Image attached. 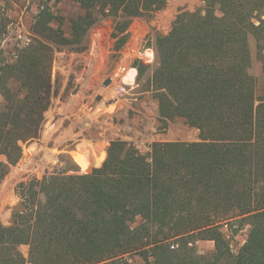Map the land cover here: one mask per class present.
<instances>
[{"label": "trees", "instance_id": "16d2710c", "mask_svg": "<svg viewBox=\"0 0 264 264\" xmlns=\"http://www.w3.org/2000/svg\"><path fill=\"white\" fill-rule=\"evenodd\" d=\"M72 1L81 13L68 35L51 26L48 8L34 31L75 52L88 49L102 18L114 19L112 38L122 47L133 20L168 2ZM200 1L156 36L157 67L148 83L159 120H183L200 141L158 142L148 154L112 142L108 157L104 152L94 164L74 154L90 174H70L68 165L19 184L11 224L0 223V264H125L136 253L145 264H264V95L256 92L249 43L253 37L264 73V0ZM8 26L0 0V40ZM16 55L0 62V185L22 145L39 136L58 95L53 48L36 40ZM134 67L141 79L147 66ZM236 225L249 231L234 253L223 228ZM203 241L214 242L212 253H199Z\"/></svg>", "mask_w": 264, "mask_h": 264}, {"label": "rangeland", "instance_id": "374dc122", "mask_svg": "<svg viewBox=\"0 0 264 264\" xmlns=\"http://www.w3.org/2000/svg\"><path fill=\"white\" fill-rule=\"evenodd\" d=\"M2 5L9 19V26L0 40V62L4 59L12 63L14 59L11 57L14 58L19 50L26 48L20 47V34H26L30 40L29 45L36 40L44 42L53 48L52 80L54 90L58 94L52 98L51 105L44 115L45 120L39 136L22 145L21 159L11 167L10 174L0 185V223L4 226L11 224L13 210L21 203L19 184L33 178L42 179L46 173L68 165L75 169L70 174L93 172L83 169L74 154H81L88 162L94 164L95 157L99 160L101 155L104 156V152L107 153L112 142L121 140V134H116L108 141V135L98 132L99 127H105L107 117H113L119 126L137 125L144 116L150 117L155 123L158 142L200 141L199 131L185 124L183 120L175 119L167 123L159 120L157 98L148 90L149 80L157 67L154 47L156 36L167 34L179 14L198 10L202 6L200 0H168L163 10L150 17L133 20L126 43L122 47H118L117 40L120 37L112 38L114 19L102 18L91 29L88 49L83 52L54 45L34 31L39 12L42 8H48L55 16L51 26L68 35L70 21L81 13L79 6L72 0H2ZM255 42L254 38L250 37L253 58L251 72L256 79L257 95L261 96L264 95V73L262 63L257 58ZM137 62L147 66L141 79H138V69L134 67ZM122 67H126V70L123 71ZM129 69L136 71L135 79L133 82L126 81L127 94L121 96L115 113L111 114L105 109L104 99L108 92L120 83V79L115 76H125ZM107 80L111 82L106 86ZM18 86L15 79L11 80L10 87L13 90ZM98 96L102 97L99 102L96 101ZM74 99L82 111L80 109L79 115H65L63 103ZM2 103L0 94V105ZM103 164L100 167L94 165L93 170L101 168ZM248 231V226L223 228L234 253L245 243ZM196 246L200 254L212 253L215 249V244L211 241L198 242ZM20 251L28 257V246H22ZM125 264H145V261L140 253H136L126 256Z\"/></svg>", "mask_w": 264, "mask_h": 264}, {"label": "built area", "instance_id": "2783aa9c", "mask_svg": "<svg viewBox=\"0 0 264 264\" xmlns=\"http://www.w3.org/2000/svg\"><path fill=\"white\" fill-rule=\"evenodd\" d=\"M18 37L19 40L22 39L20 47L22 46L23 48L29 45L30 40L27 39L26 34H20ZM16 57L17 55H15L13 59L15 60ZM122 70L125 71L126 67H122ZM128 73H126L125 76H119V74L115 76L120 79V83H117V85L108 92L107 99H104L105 109L111 114L115 113L116 107L121 100V96L127 94L126 86L128 84L126 82V77ZM106 120L107 123L105 124V127L101 129L99 127L98 132L108 135V137H106L108 141L112 140L111 138L116 134H121L122 138L119 140L120 142L133 146L142 154L150 153L153 145L158 142V135L156 133V128L154 127L155 123L150 117L144 116L137 125L135 124L133 126H119V123L115 121L113 117H107Z\"/></svg>", "mask_w": 264, "mask_h": 264}, {"label": "crops", "instance_id": "0c3cea01", "mask_svg": "<svg viewBox=\"0 0 264 264\" xmlns=\"http://www.w3.org/2000/svg\"><path fill=\"white\" fill-rule=\"evenodd\" d=\"M64 67H67V66H64ZM132 70H134V69H132ZM54 72H55V70H54ZM92 108H94V107L92 106ZM62 109L65 112V115L70 114V116H71V114H74V113L76 115H79L80 109L82 111V108L79 105H77V100L76 99L69 100V101H66L65 103H63Z\"/></svg>", "mask_w": 264, "mask_h": 264}, {"label": "bare ground", "instance_id": "6f19581e", "mask_svg": "<svg viewBox=\"0 0 264 264\" xmlns=\"http://www.w3.org/2000/svg\"><path fill=\"white\" fill-rule=\"evenodd\" d=\"M135 71V70H134ZM133 72V70H130L129 73L127 74V77H126V81L129 80V82H133L134 79H135V75H136V71H135V75H134V78L132 77L133 75L131 74Z\"/></svg>", "mask_w": 264, "mask_h": 264}, {"label": "water", "instance_id": "95a60500", "mask_svg": "<svg viewBox=\"0 0 264 264\" xmlns=\"http://www.w3.org/2000/svg\"><path fill=\"white\" fill-rule=\"evenodd\" d=\"M110 82H111V80H107V82H105L106 86L109 85ZM101 100H102V97L98 96L96 101L99 102Z\"/></svg>", "mask_w": 264, "mask_h": 264}]
</instances>
